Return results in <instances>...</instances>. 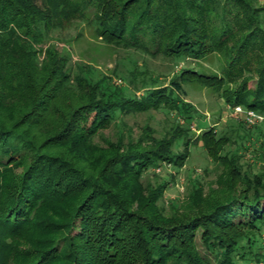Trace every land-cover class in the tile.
Wrapping results in <instances>:
<instances>
[{
  "label": "trees",
  "instance_id": "trees-1",
  "mask_svg": "<svg viewBox=\"0 0 264 264\" xmlns=\"http://www.w3.org/2000/svg\"><path fill=\"white\" fill-rule=\"evenodd\" d=\"M250 3L0 0V264H51L60 258L62 264H262L264 184L240 168L242 155L236 151L222 156L231 170L252 180L249 188L224 194L184 222L152 206L155 190L135 202L138 193L128 183L112 188L108 181L114 175L135 184L156 160L167 156L176 164L184 156L180 151L194 138L190 125L199 115L185 100L186 83L222 90L230 106L264 114V16ZM211 12L217 17L212 26ZM240 17L234 29L230 21ZM81 24L119 48L167 59L171 67L226 47L246 32L227 48L222 76L182 67L165 80L145 62L130 59L131 67L115 73L125 82L118 85L95 68L69 63L68 54L57 48L64 32ZM251 56L259 62L249 73L256 74L254 86L247 87V76L224 88L232 75H243ZM152 109L175 114L173 131L160 139L151 132L134 137L123 117ZM110 126L117 129L115 140L97 144L95 138ZM202 130V145L217 157L214 143L227 136ZM248 137L249 132L240 139ZM14 167L20 171L6 180ZM42 210H61L62 220H47ZM59 227H65L59 238L34 237Z\"/></svg>",
  "mask_w": 264,
  "mask_h": 264
},
{
  "label": "rangeland",
  "instance_id": "rangeland-1",
  "mask_svg": "<svg viewBox=\"0 0 264 264\" xmlns=\"http://www.w3.org/2000/svg\"><path fill=\"white\" fill-rule=\"evenodd\" d=\"M255 4L258 8L256 9V14L264 16V0H251V7ZM190 14L196 17L194 13L191 12ZM208 18L210 26L214 25V22H217L215 20L217 18L215 13H209ZM240 21H242V17L239 20H232L230 22L235 29L241 23ZM245 32L246 30H242L241 33L236 34L235 38L227 42L226 47L210 51L200 58L181 60L175 63L173 67H171L172 64L170 65L167 59L151 58L146 55H140V52H135L134 49L119 48L115 44L101 38L96 33L94 27L86 24H81L79 27L77 25L76 27L72 26L63 34L65 41L55 42V44L58 49H61V52L68 54L70 58L69 63H79L81 66L95 68L110 76L115 84L124 85V80L121 76H116L115 73L121 68L124 70L131 67V63H128L130 59H137L141 66L145 62V66L154 75L161 74V78L165 80L171 77L172 72L182 67L222 76L223 69L227 66V48L232 46L237 38L239 39ZM247 61L248 64H244L246 65V70H244L243 75H232L231 80H225L224 88H234L244 80H247V76L251 78L246 83L247 87L251 88L254 86L256 74L249 73L250 70L253 71L258 66L259 62L253 56ZM243 62L245 61L243 60ZM247 68H249V71H247ZM184 88L186 92L184 95L185 100L190 102L199 114L190 125L194 138L186 146L187 149H181L180 151L181 154L184 153V156H181L182 158L179 157V159L177 158L176 164L172 162L171 157L163 156L161 159L156 160V165L149 168L145 172V177L135 184H133L134 182L129 177L123 178L111 175L108 180L112 188H119L121 185L128 183L132 191L138 193L135 202L137 200L145 201L146 197L150 193L152 195L155 190L152 195V206L156 207L164 217H169L176 213L175 216L178 217L177 220H180V222H184L187 218L193 217L196 214L204 213L208 210L209 205L222 196L224 197V194H228V192L238 193L243 189L249 188V183L252 180L235 169L231 170L227 159H224L222 156L226 152L235 153L236 151L239 155H242V167H239L242 170L247 169L248 176L250 178L253 177L256 181L255 183L258 185L264 184V114L257 112V114L262 116V119L248 122L244 118L243 110L235 112L232 109L238 105L230 106L224 101L221 96L222 90L196 82L186 83ZM136 95L139 96L140 92H137ZM241 108L244 109L242 106ZM123 118L127 125L126 128L132 132L134 137H141L151 132L153 137L160 139L166 131H173L172 126H174L175 114H170L161 109H152L149 112H131ZM177 121L180 124H184L182 118H178ZM207 127L216 131V134H224L228 138L226 141L222 140L214 143V148H216L215 155L217 157L209 155L202 145V141L199 139V135L203 132L202 129ZM153 130L155 131L152 132ZM247 132H249V137L246 140L245 138L240 139ZM116 133L117 129L114 126H110L103 129L101 131L102 135L97 136L95 140L97 144L103 146L106 145L105 141L107 139L115 140ZM147 142L149 143V147L152 148L153 143L149 140ZM155 145H157V142ZM159 153L163 154L161 151L157 152V154ZM170 154L175 156L174 151ZM18 171L20 169L14 167L11 172L5 175V179L10 180ZM156 180L165 181L167 185H155L154 181ZM193 200L195 201L194 204H192ZM60 212L55 211L53 213L42 210L43 216L47 220L51 219L53 221L62 220ZM45 223L43 222V224ZM64 233L65 227H59L53 233L35 232L34 237L41 241L44 238H59ZM24 245L25 247L35 246L39 248L43 246L41 243H27ZM260 246H262L260 250L264 254V232H262ZM30 260L31 258L28 262ZM62 263L63 260L61 258L51 262V264ZM261 263L264 264V259H261Z\"/></svg>",
  "mask_w": 264,
  "mask_h": 264
},
{
  "label": "built area",
  "instance_id": "built-area-1",
  "mask_svg": "<svg viewBox=\"0 0 264 264\" xmlns=\"http://www.w3.org/2000/svg\"><path fill=\"white\" fill-rule=\"evenodd\" d=\"M235 112H240L243 110L244 113V118L248 121V122H253L256 119H262V116L257 114L256 112L252 111V110H248V109H242L241 106H235L232 108Z\"/></svg>",
  "mask_w": 264,
  "mask_h": 264
}]
</instances>
